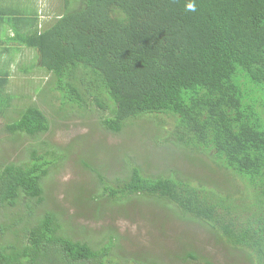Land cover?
<instances>
[{
	"label": "trees",
	"instance_id": "trees-1",
	"mask_svg": "<svg viewBox=\"0 0 264 264\" xmlns=\"http://www.w3.org/2000/svg\"><path fill=\"white\" fill-rule=\"evenodd\" d=\"M58 1L20 40L35 52L21 70L54 81L50 93L61 107L53 115L66 118L77 107L106 133L132 131L153 143L139 157L157 162L175 146L211 174L147 173L129 145L114 150L119 173L82 160L94 178L87 196L76 198L97 213L110 211L115 197L165 200L264 264V0ZM8 102L1 99V113ZM162 116L172 128L156 122ZM50 126V116L30 105L6 129L37 137ZM40 149L29 161L0 164V264H161L126 256L116 227L94 243L74 237L62 209L48 207L45 185L54 156L62 162L70 148L44 142Z\"/></svg>",
	"mask_w": 264,
	"mask_h": 264
},
{
	"label": "rangeland",
	"instance_id": "rangeland-1",
	"mask_svg": "<svg viewBox=\"0 0 264 264\" xmlns=\"http://www.w3.org/2000/svg\"><path fill=\"white\" fill-rule=\"evenodd\" d=\"M58 2L41 0L40 8L42 11L54 10ZM51 7L53 9H49ZM42 77V80L38 76L26 79L31 88L22 85L20 94L27 95L26 92L30 91L31 97L24 99L17 97V101L12 103L13 111L9 110L8 115L6 111L0 118V164L8 163L10 160L29 161L32 149L37 148V153L43 152L40 147L44 142L59 148H70L68 158L62 162L61 155L54 156L55 159L57 157V161L50 165L45 185L48 207L62 209L63 221L71 226V234L74 237H88L94 243L100 238L102 230L112 226L116 227L122 236L121 249L126 256L155 259L161 264H258L256 260L250 259L245 248L238 249L229 245L219 231L174 210L165 200L160 201L151 196H135L128 200L115 197L118 200L111 202L110 211L92 212L89 205L83 203L81 199L86 197L92 188L94 175L82 165V160L102 172L106 169V174L119 173L114 150L118 151L120 147L129 149L132 146L138 153V162L147 173L167 170L174 174L175 170H178L206 179L211 174L194 168L193 165L197 161L187 158L185 151L175 146H172L173 151H167L165 157L157 162L141 158L140 154L148 150L153 151V143L142 141L140 139L142 135L134 138L130 134L132 131H125L122 134L106 133L94 127L95 119L80 115L77 107L69 108L66 111L68 115L66 118L53 115V109L61 107V100L57 99L56 96L59 95L57 92L50 93V86L54 85V81L46 83L48 76ZM50 98L55 105L49 104L48 100H52ZM30 105L40 107L50 116V131L37 137L25 133H10L6 125L22 117L25 108ZM63 114L64 112L60 113ZM161 119L166 129L172 128L171 118L162 116L155 120L161 122ZM161 148L162 145L159 149ZM190 180L198 183L194 177ZM84 189L87 190V194ZM2 214L0 211V219ZM20 216L21 214L17 215ZM191 254H195V257L192 258ZM118 263L124 264L121 260L115 262Z\"/></svg>",
	"mask_w": 264,
	"mask_h": 264
},
{
	"label": "crops",
	"instance_id": "crops-1",
	"mask_svg": "<svg viewBox=\"0 0 264 264\" xmlns=\"http://www.w3.org/2000/svg\"><path fill=\"white\" fill-rule=\"evenodd\" d=\"M40 2L41 0H0V78L6 75L9 77L5 85L0 80V101L9 98L5 108L7 115L9 110L13 111L12 103L17 101V97L24 99L25 94L21 96L20 90L26 86V79L33 77L22 71L21 67L31 64L35 52L20 40L32 33L36 15H39L41 21ZM1 106L0 104V118L3 115Z\"/></svg>",
	"mask_w": 264,
	"mask_h": 264
},
{
	"label": "clouds",
	"instance_id": "clouds-1",
	"mask_svg": "<svg viewBox=\"0 0 264 264\" xmlns=\"http://www.w3.org/2000/svg\"><path fill=\"white\" fill-rule=\"evenodd\" d=\"M187 10H188V11H195V6H194V4H191V3L188 4V5H187Z\"/></svg>",
	"mask_w": 264,
	"mask_h": 264
}]
</instances>
